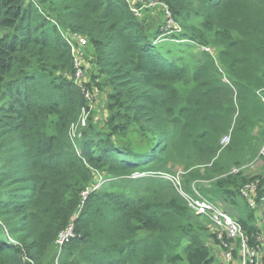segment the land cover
I'll return each mask as SVG.
<instances>
[{"label": "trees", "instance_id": "16d2710c", "mask_svg": "<svg viewBox=\"0 0 264 264\" xmlns=\"http://www.w3.org/2000/svg\"><path fill=\"white\" fill-rule=\"evenodd\" d=\"M157 1L179 32L128 0H0V264H44L71 222L58 264H218L210 241L236 258L164 178L177 168L183 192L261 245L241 190L256 184L264 217V169H245L264 143V0ZM69 34L91 48L89 83L73 78ZM101 91L105 129L86 98Z\"/></svg>", "mask_w": 264, "mask_h": 264}, {"label": "built area", "instance_id": "2783aa9c", "mask_svg": "<svg viewBox=\"0 0 264 264\" xmlns=\"http://www.w3.org/2000/svg\"><path fill=\"white\" fill-rule=\"evenodd\" d=\"M130 3V1H128ZM146 7H154V8H162L169 17L166 22L163 24V29L166 34H172L174 32H179L180 28L171 18L170 12L168 8L163 4L159 3L157 0H146ZM130 10L135 15L136 18L140 19L142 15V11L140 8H137L133 3H130ZM68 39V44L71 49V53L73 56L74 68L75 72L73 78L77 84L85 83L84 74L85 70H83V57L85 56V48L88 45V41L86 38H82L76 35H66ZM203 51L211 52L210 49L201 48ZM87 99L92 98L90 95L86 96ZM91 101V100H90ZM86 126V117L85 115L80 121V124L77 126L71 127L70 134L75 136V133L79 128H83ZM230 142V134L222 137L220 144L222 147H225ZM259 159L264 162V143L259 150ZM182 173H175L174 176H164L167 180L172 182L176 190L180 193V195L187 201L189 207L198 215L206 216L210 220V226L212 231L215 233L217 240L223 241V238H227L233 243H239V251L243 254V260L241 264H264V252L261 253L260 248L263 246L262 241L261 245L250 249L247 244V238L241 228V226L237 223V221L231 217L221 206L211 203L207 199L203 198L194 188L195 197L187 195L181 189V175ZM108 179L103 175H98L96 177V182L84 192L85 198L90 192L98 190L102 184L107 182ZM255 189L256 184L251 183L245 188L241 190V195L248 201L251 208H256V204L254 201L255 198ZM75 237L74 226L71 222L64 230L59 232L56 240L54 241V247L57 252V258L62 253L64 246L69 243ZM232 246V245H231ZM230 247H226L225 258L226 262L232 260V250ZM59 253V254H58Z\"/></svg>", "mask_w": 264, "mask_h": 264}, {"label": "rangeland", "instance_id": "374dc122", "mask_svg": "<svg viewBox=\"0 0 264 264\" xmlns=\"http://www.w3.org/2000/svg\"><path fill=\"white\" fill-rule=\"evenodd\" d=\"M128 1H132L130 3L138 4L140 5V9L142 11V15L140 20L144 21L145 23L148 24V26L150 28L157 26V25H163L166 20L168 19V15L165 14V11L158 7V8H154V7H146L145 1L146 0H128ZM211 53H214L212 49ZM92 54L91 48H87V52H85V56L83 57V70H85V74H84V80L85 83H89L90 82V77L91 74H93L95 72V69H93L94 67L91 65V60H90V56ZM90 108H91V112H90V117L92 118V121L95 122L97 125L100 126L101 129H105L103 120L106 116V111H105V100H106V95L104 92H97L96 94L93 95L92 98H90ZM87 117V116H86ZM245 169L251 174V175H257L258 173H260L263 169H264V162L261 159L255 160L254 162L249 163ZM183 173L182 172V168H177V170H175V173ZM181 176V175H180ZM254 209V208H252ZM255 213H256V222L257 225L262 228L264 225V217L261 214L260 209L256 210V208L254 209ZM209 225V224H208ZM263 246H261L260 251L261 253L264 252V238L262 241ZM210 249H211V253L213 254V256L216 258V261L218 264H241V261L244 259L243 258V254H241V252L239 251V249H237V256L236 258L233 256L232 253V260L226 262V258H225V251L222 250V248H220L218 245H216L215 243H213L212 241H210L208 243ZM234 249V246H231V250ZM55 250V254H56V249ZM55 254L54 251L49 254L45 259H44V264H58L57 261L60 257L57 258L56 257V262H55ZM59 254V253H58Z\"/></svg>", "mask_w": 264, "mask_h": 264}, {"label": "crops", "instance_id": "0c3cea01", "mask_svg": "<svg viewBox=\"0 0 264 264\" xmlns=\"http://www.w3.org/2000/svg\"><path fill=\"white\" fill-rule=\"evenodd\" d=\"M130 2H132V1H130Z\"/></svg>", "mask_w": 264, "mask_h": 264}]
</instances>
